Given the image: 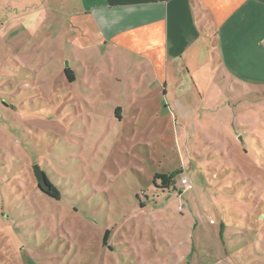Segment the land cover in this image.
<instances>
[{
    "label": "rangeland",
    "instance_id": "rangeland-1",
    "mask_svg": "<svg viewBox=\"0 0 264 264\" xmlns=\"http://www.w3.org/2000/svg\"><path fill=\"white\" fill-rule=\"evenodd\" d=\"M52 1L0 0V264H264V45L164 97Z\"/></svg>",
    "mask_w": 264,
    "mask_h": 264
},
{
    "label": "crops",
    "instance_id": "crops-1",
    "mask_svg": "<svg viewBox=\"0 0 264 264\" xmlns=\"http://www.w3.org/2000/svg\"><path fill=\"white\" fill-rule=\"evenodd\" d=\"M52 2L55 12L67 9L88 28V52L102 50L112 58L132 60L136 70L144 66L163 87L164 97L196 89L200 75L213 74L217 62L241 65L244 42L264 45V4L257 0ZM230 43H239L234 59Z\"/></svg>",
    "mask_w": 264,
    "mask_h": 264
},
{
    "label": "trees",
    "instance_id": "trees-1",
    "mask_svg": "<svg viewBox=\"0 0 264 264\" xmlns=\"http://www.w3.org/2000/svg\"><path fill=\"white\" fill-rule=\"evenodd\" d=\"M64 74H65V77L68 80V82H70V83H73L74 82L73 73L70 71L69 67H66L64 69ZM46 180H47V178H46ZM169 180L171 181L172 178L170 177ZM47 184H48L49 190L48 191H45V192L44 191H40V192L43 195H45L46 197H48V198H51L53 200H58L59 199V195H58V192L56 191V189L49 183L48 180H47Z\"/></svg>",
    "mask_w": 264,
    "mask_h": 264
},
{
    "label": "water",
    "instance_id": "water-1",
    "mask_svg": "<svg viewBox=\"0 0 264 264\" xmlns=\"http://www.w3.org/2000/svg\"><path fill=\"white\" fill-rule=\"evenodd\" d=\"M261 3L264 4V0H257ZM34 174H35V177H36V180L38 182V189L39 191H48L49 190V187H48V184H47V180H46V177L44 175V173L40 170L39 167H34Z\"/></svg>",
    "mask_w": 264,
    "mask_h": 264
},
{
    "label": "built area",
    "instance_id": "built-area-1",
    "mask_svg": "<svg viewBox=\"0 0 264 264\" xmlns=\"http://www.w3.org/2000/svg\"><path fill=\"white\" fill-rule=\"evenodd\" d=\"M181 184L185 187H187L188 186V181H187V179L186 178H183L182 180H181Z\"/></svg>",
    "mask_w": 264,
    "mask_h": 264
}]
</instances>
